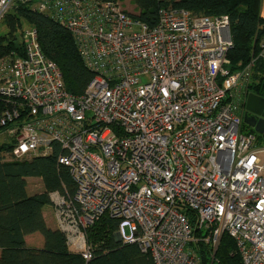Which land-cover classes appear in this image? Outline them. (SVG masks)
Segmentation results:
<instances>
[{"label": "built area", "instance_id": "built-area-1", "mask_svg": "<svg viewBox=\"0 0 264 264\" xmlns=\"http://www.w3.org/2000/svg\"><path fill=\"white\" fill-rule=\"evenodd\" d=\"M18 2L66 28L94 75L69 93L35 27L0 58L5 159L54 155L76 183L50 195L67 247L92 260L88 231L106 216L154 264H203L202 246L218 264L224 235L264 264V147L243 131L253 63L231 72L229 17L169 4L150 26L119 0H0V22Z\"/></svg>", "mask_w": 264, "mask_h": 264}, {"label": "trees", "instance_id": "trees-1", "mask_svg": "<svg viewBox=\"0 0 264 264\" xmlns=\"http://www.w3.org/2000/svg\"><path fill=\"white\" fill-rule=\"evenodd\" d=\"M132 1L138 13L129 12L150 26L158 23L159 10L169 4L195 15L228 16L234 42L228 54L229 68L231 72H239L253 63L249 91L264 99V58L260 57L264 37L262 0ZM4 21L8 33L0 35V58L13 51L21 54L22 31L35 27L42 51L61 69L67 91L75 96L85 93L94 75L85 67L74 38L66 28L20 2L4 16ZM24 25L27 26L23 28ZM4 108L0 101V111ZM243 131L257 135L260 143L263 140L245 123ZM12 149L10 142L0 145V264H154L151 257L142 253L136 244H124L117 240L118 223L106 216L88 231V240L94 249L93 259L87 262L80 254L72 252L66 245L64 234L49 228L43 216V208L52 205V193L73 195L75 192L76 183L70 170L59 166L54 155L7 161L5 154ZM28 178H41L44 191L30 195L27 190ZM186 215L194 222L190 211ZM35 233L42 235L43 248L27 246L26 237ZM202 249V263L216 264L209 254V247L202 246ZM215 258L218 264H243L235 241L227 235L222 237Z\"/></svg>", "mask_w": 264, "mask_h": 264}, {"label": "crops", "instance_id": "crops-1", "mask_svg": "<svg viewBox=\"0 0 264 264\" xmlns=\"http://www.w3.org/2000/svg\"><path fill=\"white\" fill-rule=\"evenodd\" d=\"M261 16L264 19V0H262ZM27 182H28L27 190L30 195L42 193L44 191V184L41 178H28ZM43 216L49 228L53 230H58L53 209L47 210L45 206L43 208ZM42 238L43 237L38 235V233L29 235L26 237V244L30 248H38V249L43 248L44 239ZM42 240H43V244H42Z\"/></svg>", "mask_w": 264, "mask_h": 264}, {"label": "water", "instance_id": "water-1", "mask_svg": "<svg viewBox=\"0 0 264 264\" xmlns=\"http://www.w3.org/2000/svg\"><path fill=\"white\" fill-rule=\"evenodd\" d=\"M244 123L254 129L264 140V99L262 97L252 93L249 95Z\"/></svg>", "mask_w": 264, "mask_h": 264}, {"label": "rangeland", "instance_id": "rangeland-1", "mask_svg": "<svg viewBox=\"0 0 264 264\" xmlns=\"http://www.w3.org/2000/svg\"><path fill=\"white\" fill-rule=\"evenodd\" d=\"M119 1L129 11L133 12L134 14H137L138 13V10L136 9V6H135V4L133 3L132 0H119ZM166 1L167 2H171V0H166ZM26 26L27 25H24L23 28H25ZM23 28H21V30L19 31V33L22 31ZM7 33H8L7 23L5 21L4 22H0V35H7ZM250 94H251V92H249V94L247 95V99H246V103H245V107H244V110L245 111H247V101H248V97H249ZM3 143H9V139H8V137L6 135L0 134V145L3 144ZM260 144H261V146L264 147V141L263 140H261V143ZM46 209L47 210H52L53 209V205H47L46 206ZM38 235L42 236L39 233H38ZM42 244H43V240H42Z\"/></svg>", "mask_w": 264, "mask_h": 264}]
</instances>
